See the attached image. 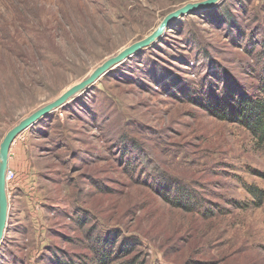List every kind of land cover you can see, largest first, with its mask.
Instances as JSON below:
<instances>
[{
  "label": "rangeland",
  "instance_id": "1",
  "mask_svg": "<svg viewBox=\"0 0 264 264\" xmlns=\"http://www.w3.org/2000/svg\"><path fill=\"white\" fill-rule=\"evenodd\" d=\"M202 1L0 0V142ZM263 83L264 0L168 20L16 136L0 264H264V141L233 115Z\"/></svg>",
  "mask_w": 264,
  "mask_h": 264
},
{
  "label": "water",
  "instance_id": "2",
  "mask_svg": "<svg viewBox=\"0 0 264 264\" xmlns=\"http://www.w3.org/2000/svg\"><path fill=\"white\" fill-rule=\"evenodd\" d=\"M219 0H205L198 3H188L185 6L171 12L167 17L159 24L154 32L150 35L136 41L129 46L123 48L114 56L106 59L103 63L97 66L85 79L82 81L72 85L63 93H61L54 100L44 104L39 107L28 116L22 118L16 125H14L11 129L7 131L2 141L0 142V243L3 239L4 232L6 230L7 219H8V197L6 191V170L8 164L9 150L10 146L13 143L14 139L18 134H20L23 130L27 129L35 122H37L41 117L46 115L47 113L53 111L57 107L63 105L67 100H69L72 96L80 92L87 85L93 83L97 78H99L102 74H104L107 70H109L113 65L120 62L127 56L133 54L138 51L141 47H144L154 41L162 32L168 20L177 17L178 15H183L190 11V9H194L196 7H203L211 5Z\"/></svg>",
  "mask_w": 264,
  "mask_h": 264
},
{
  "label": "trees",
  "instance_id": "3",
  "mask_svg": "<svg viewBox=\"0 0 264 264\" xmlns=\"http://www.w3.org/2000/svg\"><path fill=\"white\" fill-rule=\"evenodd\" d=\"M264 84V83H263ZM223 106V105H221ZM219 106V108L221 107ZM222 108V107H221ZM223 111V110H221ZM233 115L236 120L244 125L251 136L257 141H264V86L262 89V96H244L241 95L239 100H237L236 105L233 106ZM222 118L225 117L224 112H221V115H218ZM176 192L177 200L180 203H187L191 196L187 190L177 188L174 190ZM250 193L257 198V201H261L264 197L263 190L251 187ZM183 194H186L185 199ZM109 246L105 247V244L102 245L100 256L98 260L100 264H104L105 260L108 258Z\"/></svg>",
  "mask_w": 264,
  "mask_h": 264
},
{
  "label": "built area",
  "instance_id": "4",
  "mask_svg": "<svg viewBox=\"0 0 264 264\" xmlns=\"http://www.w3.org/2000/svg\"><path fill=\"white\" fill-rule=\"evenodd\" d=\"M12 177H13V174L11 172L6 171V183H9Z\"/></svg>",
  "mask_w": 264,
  "mask_h": 264
}]
</instances>
